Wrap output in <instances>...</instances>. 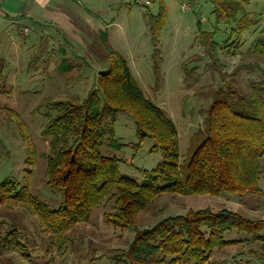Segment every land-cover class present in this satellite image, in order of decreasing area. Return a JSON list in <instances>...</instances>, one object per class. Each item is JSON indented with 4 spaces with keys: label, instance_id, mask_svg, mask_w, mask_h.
Masks as SVG:
<instances>
[{
    "label": "trees",
    "instance_id": "trees-1",
    "mask_svg": "<svg viewBox=\"0 0 264 264\" xmlns=\"http://www.w3.org/2000/svg\"><path fill=\"white\" fill-rule=\"evenodd\" d=\"M209 1L215 25L206 30L198 20V39L204 48L202 57L206 55L209 63L221 69L222 83L223 51L229 55L240 50L237 71H260L264 76V20L262 13L258 18L259 14L251 7L259 0ZM134 3L143 5L148 31L156 51L160 52L158 45L168 12L165 0ZM151 4H157L153 11ZM2 13L12 16V23L18 17L29 18L26 8L12 15L7 11ZM217 25L222 26L226 36L217 38L216 30L220 27ZM26 28L21 33L27 35ZM253 32L257 36L245 46V35ZM99 34L100 41L92 42L90 51L104 68L98 72L92 90L83 100L48 103L50 110L43 135L49 137V143L44 155L43 182L57 194V203L43 201L31 189L35 174L32 165L36 163L31 142L26 149L24 178L7 176L0 181V264H14L5 255L7 251H15L25 258L31 256L22 239L26 227L16 208L35 215L41 233L47 236V246L54 245L59 250L69 242L71 229L87 221L103 203L111 205L110 210L103 212L105 223L134 231L128 248L112 257L125 264H223L227 258L213 259L215 253L246 242L258 245L248 252L264 264V218L250 219L226 206L190 208L185 214L159 218L144 228L139 225L141 213L163 194L219 197L227 192L239 196L263 192L264 78L251 80L248 91L230 80L229 84L221 83L210 92L211 102L203 122L191 134L183 154L172 118L144 94L123 54L103 44L107 38L105 31L100 29ZM242 46L247 49L243 50ZM194 58L200 61L198 55ZM62 59L60 71L70 70L72 63ZM118 112L134 118L139 140L134 143L136 147L150 138L149 150L161 153L158 164L150 170L144 169L141 179L121 172V156L107 155L101 150L108 146L119 151L124 144H129L119 142L116 137L114 126ZM4 158L0 154V164ZM5 225L9 228L2 230ZM228 233L233 235L229 237Z\"/></svg>",
    "mask_w": 264,
    "mask_h": 264
},
{
    "label": "rangeland",
    "instance_id": "rangeland-1",
    "mask_svg": "<svg viewBox=\"0 0 264 264\" xmlns=\"http://www.w3.org/2000/svg\"><path fill=\"white\" fill-rule=\"evenodd\" d=\"M2 1L5 3L2 10L12 15L26 8L29 18L18 17L17 22L12 23V16L0 14V140L3 144H0V154L6 156L0 164V181L7 176L24 178L26 149L31 142L35 147L36 162L32 165L35 174L31 189L43 201L51 205L57 203V194L43 182L44 155L48 152L49 143V137L43 135L46 114L50 110L48 103L83 100L92 90L98 72L104 68L100 59L90 51L92 42L100 41V29L107 34V41L104 40L103 44L111 45L123 54L144 94L172 118L178 129L181 152L185 154L191 134L203 122L211 102L210 92L222 83L221 69L209 63L206 55L202 57L204 48L198 39V20L202 21L206 30L215 25L211 13L213 6L209 0H165L168 12L158 45L160 52L156 51L148 31L143 5L134 3L136 0H72L68 2L73 3L72 10L62 4L54 12L34 0ZM187 2H190V7ZM156 5L149 7L153 11ZM251 7L259 14L258 18L262 13L264 20V0L253 3ZM66 13L73 15L81 28L67 26L63 17ZM24 26L29 29L27 35L21 33ZM85 29L89 32V43L81 45L72 42L70 35L81 30V36L86 40ZM216 31L217 38L226 36L222 26ZM256 36L255 32L247 33L244 45ZM245 46L241 48L246 50ZM239 51L229 55L224 51L221 53L225 65L223 83L229 84L230 80H234L240 88L248 91L251 80L264 76L260 71H237ZM194 55L202 57L199 62L195 58L193 60ZM62 58L72 63L70 70L60 71ZM114 129L119 142L129 144H124L119 151L105 146L101 148L102 152L121 156V172L141 179L144 169L150 170L158 164L161 153L149 150L152 145L150 138L144 139L140 147L134 145L139 140L131 115L118 112ZM261 163L264 170V157ZM261 186L264 189V171ZM206 206L214 209L226 206L250 219L264 218V190L258 195L239 196L227 192L219 197L209 194H163L153 199L141 213L139 225L144 228L159 218L185 214L190 208ZM16 209L26 227L22 231V239L31 256L25 258L15 251H7L5 255H9L14 264H125L123 260L112 257L128 248L134 231L104 222L102 215L105 210L111 209L110 203L101 204L87 221L75 225L68 233L69 242L59 250L54 245L47 246V236L41 233L35 215L21 207ZM8 228L5 225L2 230ZM227 235L230 237L233 234ZM257 247L253 242L231 245L215 253L213 259L227 258L223 264H263L257 256L248 252Z\"/></svg>",
    "mask_w": 264,
    "mask_h": 264
},
{
    "label": "crops",
    "instance_id": "crops-1",
    "mask_svg": "<svg viewBox=\"0 0 264 264\" xmlns=\"http://www.w3.org/2000/svg\"><path fill=\"white\" fill-rule=\"evenodd\" d=\"M38 5H40L41 7H50V10L52 12L56 11L58 8L62 7V4H65V6L69 9L72 10L73 8V3H68L69 1L72 0H34ZM5 4L4 2L0 1V14L1 12H4L5 10H2V4ZM77 11V9H75ZM64 17V21H66V25L68 26V24L70 26H72L71 28H73V26H76L77 28H81L80 23L78 22L77 19L74 18L73 15H71L70 13H66ZM86 21L89 22V19L86 18ZM76 22V24L74 25V23ZM84 30V28H82ZM83 30H81L78 33L73 32L74 34H71V38H72V42H76L78 44H88V36H89V32H87V29H85L86 33V40H84V36L81 34L83 33ZM263 189V187H262ZM264 190V189H263ZM234 236H232L231 238H233Z\"/></svg>",
    "mask_w": 264,
    "mask_h": 264
},
{
    "label": "built area",
    "instance_id": "built-area-1",
    "mask_svg": "<svg viewBox=\"0 0 264 264\" xmlns=\"http://www.w3.org/2000/svg\"><path fill=\"white\" fill-rule=\"evenodd\" d=\"M27 30H28V28L25 29V31H27Z\"/></svg>",
    "mask_w": 264,
    "mask_h": 264
}]
</instances>
